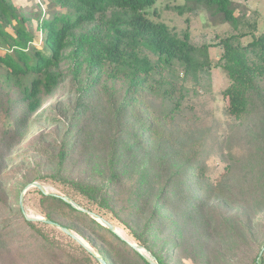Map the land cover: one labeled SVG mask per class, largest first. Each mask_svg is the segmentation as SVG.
Instances as JSON below:
<instances>
[{
  "label": "trees",
  "instance_id": "1",
  "mask_svg": "<svg viewBox=\"0 0 264 264\" xmlns=\"http://www.w3.org/2000/svg\"><path fill=\"white\" fill-rule=\"evenodd\" d=\"M46 1L43 15L0 0V264H27L15 250L29 242L50 264L91 263L92 252L62 228L98 243L106 264L125 253L132 264H151L129 243L156 264H171L170 253L209 264L224 241L242 245L264 224V31L244 44L243 33L225 39L228 119L213 131L191 109L185 85L188 73L208 65L186 33L156 20L157 0ZM185 2L239 26L231 0ZM33 130L35 139L56 135V147H37L49 166L22 176L12 208L4 179ZM47 181L68 191L34 187L43 217L26 216L20 190ZM219 204L231 209L216 213ZM43 226L59 227L75 251ZM155 235L165 256L152 246ZM260 246L250 264H264V238Z\"/></svg>",
  "mask_w": 264,
  "mask_h": 264
},
{
  "label": "rangeland",
  "instance_id": "2",
  "mask_svg": "<svg viewBox=\"0 0 264 264\" xmlns=\"http://www.w3.org/2000/svg\"><path fill=\"white\" fill-rule=\"evenodd\" d=\"M12 1L21 9L30 10L35 13L41 11L43 15H45L48 9L46 0ZM231 4L234 9V14L238 19L237 25L239 26L236 28H233L228 22H221V17L217 14L213 16L203 4L186 3L185 0H157L153 6L156 20L165 23L169 30L177 35L186 33L189 41L198 49L196 51L197 59L199 63H204H201V66L204 65L206 67L208 65V68H199L197 72L188 73L185 78V85L188 87L191 109L197 116L199 122L211 127L213 131L223 128L221 123L228 119L224 114L228 99L223 91L231 84V80L222 67L225 39L243 33L239 37V42L240 44H244L257 36L259 32L264 31V0H231ZM247 23H252L254 25L253 28L248 29ZM44 131H47V128ZM36 135L37 130H33L26 140L19 145L17 153L20 156L8 168L12 171V174L4 179V189L7 193L10 192L12 196L8 200L7 206H11L12 208H16V199L14 196L16 192L15 187L22 179V176L30 177L33 168L46 169L50 162L44 158L45 149L52 150L56 147V135H50L43 139H35ZM40 144H44L45 149L42 147L37 149ZM40 152L43 153L40 155ZM215 163H217V160L212 157L208 161V164L211 166ZM221 169L222 163L219 162L217 165V173ZM34 187L31 184L28 187L24 186L19 192V198L22 193V206L26 216L43 217L38 206V194L33 191ZM43 190L45 192L52 191L56 193L68 191L63 185L53 184L51 181H47L44 184ZM71 194L77 200L86 204L85 199L73 193ZM229 209H231L230 206L220 204L212 208L216 213H225ZM261 213L264 215V211H261ZM43 227L48 236L61 241L72 252L75 251L74 244L68 240L59 227ZM124 235L129 239V235L126 232ZM78 237L93 254L91 263L89 264H99L95 261L94 256L102 257L104 251L101 246L98 243L84 241L80 236ZM244 237L245 241L243 244L237 245L236 248L224 241L222 244L223 247L220 250L218 249L215 252L210 251L209 264H250L254 254L258 250L260 251V242L264 238V224H259L252 235L248 234ZM161 238L162 236L155 235L152 246L161 249L159 252L165 256L166 249L163 246V241L160 240ZM29 243H32L33 246L24 245V247L21 246L15 250L23 258L22 261H25L27 264H50L49 258L45 256L43 251L33 248L36 246L34 242ZM217 251L219 253H216ZM38 253L40 254L38 255ZM144 254L148 258H151V255L147 251ZM119 259L120 264H132L126 253L120 254ZM168 261L171 264H194L188 259L177 262L176 255L173 253H170ZM86 263L88 264L87 261ZM133 264H136V262Z\"/></svg>",
  "mask_w": 264,
  "mask_h": 264
},
{
  "label": "water",
  "instance_id": "3",
  "mask_svg": "<svg viewBox=\"0 0 264 264\" xmlns=\"http://www.w3.org/2000/svg\"><path fill=\"white\" fill-rule=\"evenodd\" d=\"M31 185H33V186H35V187H37V188H39V189H43L42 186H41L40 184H38V183H32ZM28 186H30V185H28ZM28 186H27V187H28ZM22 196H23V194L21 193V194H20V198H19V203H20V206H21V208H22V210H23V206H22ZM62 199L65 200V201H67V202H70L69 199H68L67 197H65V196H63ZM91 214H92V215H93L98 221H100L102 224H104L105 226H107V227L110 228L111 230L114 229V226H113L110 222H108V221L102 219L101 217H99V216H97V215H95V214H93V213H91ZM33 218H35V219H41L40 217H33ZM45 221L48 222V223H52L50 220H46V219H45ZM62 229H63V231H64L65 233H67L68 235H70L71 237H73L76 241H78L80 244H82V245L85 246V244L82 242V240H81L79 237H77L76 235H74L73 233H71V232H70L69 230H67L66 228H62ZM115 232H116L117 234H119L117 230H115ZM119 235H120V234H119ZM120 236H121V235H120ZM121 237H122V236H121ZM122 238H123V237H122ZM129 244H130V246H131L133 249H135V250L141 252L145 257H147L146 254H144V253L142 252V250L145 251V249H143L142 247H140V246H138V245H136V244H134V243H129ZM96 258H97L102 264H106L105 260H103L102 258H100V257H96ZM147 258H148V257H147ZM148 260H149V262H150L151 264H156L153 258H148Z\"/></svg>",
  "mask_w": 264,
  "mask_h": 264
},
{
  "label": "bare ground",
  "instance_id": "4",
  "mask_svg": "<svg viewBox=\"0 0 264 264\" xmlns=\"http://www.w3.org/2000/svg\"><path fill=\"white\" fill-rule=\"evenodd\" d=\"M117 231H118V233H119L121 236L125 237V235H124V233H123V231H122V230H120V229H117ZM142 252L144 253L145 251H144V250H142Z\"/></svg>",
  "mask_w": 264,
  "mask_h": 264
}]
</instances>
